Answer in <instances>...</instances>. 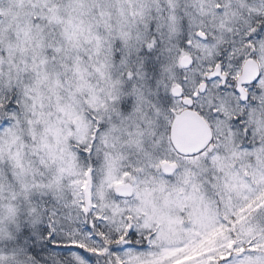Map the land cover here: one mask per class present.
I'll return each instance as SVG.
<instances>
[{"label":"snow or ice","instance_id":"snow-or-ice-1","mask_svg":"<svg viewBox=\"0 0 264 264\" xmlns=\"http://www.w3.org/2000/svg\"><path fill=\"white\" fill-rule=\"evenodd\" d=\"M0 264H264V0H0Z\"/></svg>","mask_w":264,"mask_h":264}]
</instances>
